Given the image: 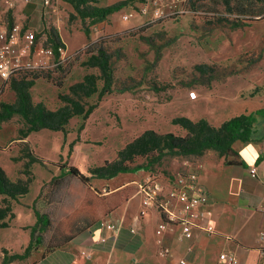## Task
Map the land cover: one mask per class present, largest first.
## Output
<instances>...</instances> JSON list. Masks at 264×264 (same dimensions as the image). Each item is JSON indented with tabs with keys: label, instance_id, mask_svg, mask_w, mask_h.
I'll return each instance as SVG.
<instances>
[{
	"label": "crops",
	"instance_id": "crops-1",
	"mask_svg": "<svg viewBox=\"0 0 264 264\" xmlns=\"http://www.w3.org/2000/svg\"><path fill=\"white\" fill-rule=\"evenodd\" d=\"M49 1L0 0V30L21 24L35 31L45 44L53 33L71 57L104 36L135 29L174 9L167 0H95L98 6L124 4L105 20L89 25L90 19H83L71 0ZM145 5L147 11L142 10ZM261 20L264 17L256 22ZM88 25L89 33L85 29ZM263 38L264 31L247 37L245 43ZM39 82L44 83L37 80L31 89ZM100 108L94 109L96 115ZM261 108L264 96L241 104H222L221 119ZM95 111L87 117L73 116L69 122L72 128H66L67 142H73L69 156L76 159L73 166L62 165L57 150L49 148L47 133L51 130L47 128L9 139L0 148V167L8 179L28 188L15 195L0 192V210L5 213L2 222H6L0 226V252L23 253L32 241L33 227H37L31 254L13 264H177L180 258H186L188 264H221L219 254L224 251L234 252L237 264L264 263V158L258 162L264 155V115H257L250 141L234 143L238 156L229 159L238 162L229 163L225 155L210 149L201 155L174 159L166 172L140 169L103 178L90 175V170L118 157L127 144L126 132H122L121 141L120 131L116 138L111 127L104 131L92 126ZM104 138L103 155L94 160L93 149ZM15 140L23 144H12ZM252 166H257V176H252ZM71 167L89 179L73 175ZM190 170L198 172L209 197L204 213L195 219L198 226L193 236H184L177 222H168L158 233L166 216L150 206L139 217L145 205L137 193L138 183L155 176L169 188L177 174ZM27 174L31 178L27 179ZM72 184L76 185L73 189ZM175 207L180 209L177 203ZM37 211L48 224L38 225ZM208 225L214 226V232L204 228Z\"/></svg>",
	"mask_w": 264,
	"mask_h": 264
},
{
	"label": "rangeland",
	"instance_id": "rangeland-1",
	"mask_svg": "<svg viewBox=\"0 0 264 264\" xmlns=\"http://www.w3.org/2000/svg\"><path fill=\"white\" fill-rule=\"evenodd\" d=\"M262 12L264 0H186L178 10L108 36L103 43L100 38L65 60L61 68L43 71L45 77L37 80L44 83L30 89L33 102L39 103L38 94L42 93L41 102L55 110L65 104L59 94L74 96L71 86L85 75L94 74L100 90L106 79L112 78V91L100 100L99 92L82 97L85 103L97 104L95 110L101 105L97 115L93 109L92 126L104 131L111 127L116 138L120 131L121 141L125 131L127 144L148 129L186 135L187 130L174 123L175 118L182 116L206 118L220 126L226 121L221 119L222 104H241L264 96V38L245 43L247 37L264 31V20L256 22ZM101 44L110 56L112 69L108 76L98 65L91 64ZM27 74L30 72L6 81L0 79V110L2 103L17 104L12 84ZM0 126L3 148L9 139L19 137V130L27 125L20 114H14L0 120ZM70 127L69 123L67 128ZM47 129L51 130L47 133L49 148L57 150L62 165L73 166L76 159L69 158L73 142H67V131ZM104 142L106 138L94 147V160L103 155ZM12 144L23 143L15 140ZM190 156L165 155L154 170L166 172L174 159ZM146 161L147 157H138L133 164ZM26 178L31 177L27 174ZM3 259L0 252V264Z\"/></svg>",
	"mask_w": 264,
	"mask_h": 264
},
{
	"label": "trees",
	"instance_id": "trees-1",
	"mask_svg": "<svg viewBox=\"0 0 264 264\" xmlns=\"http://www.w3.org/2000/svg\"><path fill=\"white\" fill-rule=\"evenodd\" d=\"M83 19L89 18L90 24L105 20L108 15L119 9L124 3H118L110 6H98L95 0H71ZM261 17H264L262 12ZM89 25L85 27L86 32H90ZM241 25V24H239ZM111 36V35H109ZM108 36L101 38L103 43ZM48 44L57 47L62 42L55 38L53 33H49ZM101 44L98 47V55L92 56V65H98L108 76L111 73V62L108 51ZM62 66H60L61 68ZM43 71H37L27 74L26 78L15 81L12 88L17 94V104L2 103L0 110V120L12 117L14 114H20L25 122L26 128L19 130L20 137L26 136L30 131L41 128L66 130L70 119L76 115L87 117L93 111L97 104H88L82 100V97L91 96L99 92V100L106 93L112 91L111 79H106V83L100 90L97 79L94 74H87L83 80L71 86L74 96L59 94V99L64 101V105L53 110L48 108L44 102L35 104L32 99L31 87L36 83L37 78L45 77ZM29 77V79H28ZM31 77V78H30ZM58 86L61 84L57 83ZM264 115V108L251 113H242L226 120L222 125L215 126L206 118L193 120L182 116L174 119V123L187 130L186 135H178L173 132L161 134L153 129H148L133 141L129 142L118 152V157L103 166L93 168L92 176L111 178L119 172H134L140 169L155 172L154 165L159 164L165 155L169 156H190L201 155L207 150H215L227 157V162H238L236 158L229 159V156H238L234 148V143L238 140L247 142L252 139L255 130L257 115ZM138 157H147L146 162L133 164ZM264 158V155L258 157V162ZM70 172L79 176L83 180H88L86 176L76 167H71ZM27 186L24 183L11 182L5 171L0 167V192L15 195L25 193ZM39 223L48 224L49 220L37 211ZM5 213L0 210V226L6 225L2 222ZM37 227H33L32 241L23 253H10L5 250L2 264H11L16 259H22L29 256L33 250V234Z\"/></svg>",
	"mask_w": 264,
	"mask_h": 264
},
{
	"label": "built area",
	"instance_id": "built-area-1",
	"mask_svg": "<svg viewBox=\"0 0 264 264\" xmlns=\"http://www.w3.org/2000/svg\"><path fill=\"white\" fill-rule=\"evenodd\" d=\"M185 1L167 0L174 10L180 9ZM147 9V5L142 8L143 11ZM68 58V50L64 43L57 47L45 44L39 40L35 31L21 24L14 23L0 30V79L3 81L17 77L21 73L53 71L60 68ZM1 93L0 87V95ZM250 172L252 176H257V166H252ZM137 193L142 196L145 205L139 217L146 214L150 206H154L166 216L159 224L158 233H161L168 222H177L181 225L184 236L189 238L193 236L194 228L198 226L195 219L204 213L203 207L209 201L208 192L200 183L199 174L195 170L177 174L175 183L169 188H166L161 179L155 176L148 177L138 183ZM176 203L180 206L179 210L175 207ZM261 210L264 212V205ZM111 227L116 228V225L111 224ZM204 228L214 232L213 225ZM219 261L221 264H237L238 257L232 251H224L219 254ZM177 264H188V260L180 258Z\"/></svg>",
	"mask_w": 264,
	"mask_h": 264
}]
</instances>
